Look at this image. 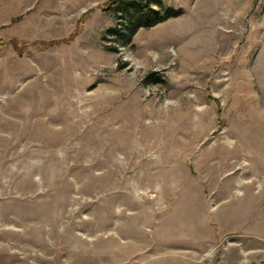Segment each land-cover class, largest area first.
Returning a JSON list of instances; mask_svg holds the SVG:
<instances>
[{
    "label": "rangeland",
    "instance_id": "374dc122",
    "mask_svg": "<svg viewBox=\"0 0 264 264\" xmlns=\"http://www.w3.org/2000/svg\"><path fill=\"white\" fill-rule=\"evenodd\" d=\"M106 1L0 0V264H264V0Z\"/></svg>",
    "mask_w": 264,
    "mask_h": 264
},
{
    "label": "trees",
    "instance_id": "16d2710c",
    "mask_svg": "<svg viewBox=\"0 0 264 264\" xmlns=\"http://www.w3.org/2000/svg\"><path fill=\"white\" fill-rule=\"evenodd\" d=\"M149 1L107 0L104 4V9L113 7L120 14L119 26L110 28L108 32L113 36H118L120 39L125 37L127 41L140 27H150L166 18L179 14V11L172 8H166L163 11L155 9ZM155 3L160 4V0H155ZM61 40H48L45 41V45L49 46ZM12 43L14 48L18 51L21 50L18 39H12Z\"/></svg>",
    "mask_w": 264,
    "mask_h": 264
}]
</instances>
